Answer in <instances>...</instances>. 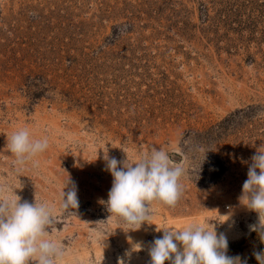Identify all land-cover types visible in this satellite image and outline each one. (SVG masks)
Listing matches in <instances>:
<instances>
[{
	"label": "rangeland",
	"instance_id": "1",
	"mask_svg": "<svg viewBox=\"0 0 264 264\" xmlns=\"http://www.w3.org/2000/svg\"><path fill=\"white\" fill-rule=\"evenodd\" d=\"M21 128L49 147L18 168L8 141ZM153 146L191 171L178 203L151 202L136 230L102 203L113 181L103 157L131 163ZM257 151L264 0H0V184L54 207L59 264H150L161 229H221L228 214L241 236L227 254L258 264V214L238 199ZM68 175L79 207L62 212Z\"/></svg>",
	"mask_w": 264,
	"mask_h": 264
},
{
	"label": "clouds",
	"instance_id": "2",
	"mask_svg": "<svg viewBox=\"0 0 264 264\" xmlns=\"http://www.w3.org/2000/svg\"><path fill=\"white\" fill-rule=\"evenodd\" d=\"M48 147L47 137L34 138L27 128L16 130L8 141L18 168L29 162L35 164L34 158ZM103 159L113 181L108 199L102 203L111 214L136 226V230L149 220L151 202L161 201L170 207L178 203L183 194L181 179L191 171L175 161L166 149L154 146L138 153L135 162L107 154ZM251 161L238 199L242 206L258 214L259 222L249 227L264 240V152L257 151ZM60 202L62 212L79 207L78 189L69 175L60 192ZM221 216L230 218V214ZM55 222V209L48 202L22 201L14 189L0 184V264H59L65 249L63 241L51 237ZM161 230L163 235L155 238L149 248L150 264H247L240 255L227 254L228 237L217 231L215 223L207 227L191 222L181 230ZM133 246L135 249L132 247L125 257L142 250L140 243ZM253 255L258 264H264V250ZM117 264H126L125 258H118Z\"/></svg>",
	"mask_w": 264,
	"mask_h": 264
},
{
	"label": "bare ground",
	"instance_id": "3",
	"mask_svg": "<svg viewBox=\"0 0 264 264\" xmlns=\"http://www.w3.org/2000/svg\"><path fill=\"white\" fill-rule=\"evenodd\" d=\"M225 220H227V218H225ZM259 222V218H257L253 223H250L248 225V229L250 231V225H253V224H257ZM218 232H224L227 237H228V240L230 239H235L239 236H241L240 232L238 231V228H237V222L234 221V217L232 215H230V218L225 221L223 224H221V229H217ZM149 248L150 246H145V256L149 257ZM132 254V253H131ZM135 254H133L132 256H134ZM136 260H139L138 257H134ZM141 258V257H140Z\"/></svg>",
	"mask_w": 264,
	"mask_h": 264
},
{
	"label": "water",
	"instance_id": "4",
	"mask_svg": "<svg viewBox=\"0 0 264 264\" xmlns=\"http://www.w3.org/2000/svg\"><path fill=\"white\" fill-rule=\"evenodd\" d=\"M176 160H178V158Z\"/></svg>",
	"mask_w": 264,
	"mask_h": 264
}]
</instances>
